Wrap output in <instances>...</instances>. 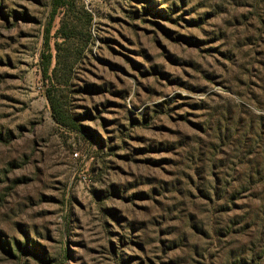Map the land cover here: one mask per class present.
Masks as SVG:
<instances>
[{
    "label": "rangeland",
    "instance_id": "1",
    "mask_svg": "<svg viewBox=\"0 0 264 264\" xmlns=\"http://www.w3.org/2000/svg\"><path fill=\"white\" fill-rule=\"evenodd\" d=\"M0 264H264V0H0Z\"/></svg>",
    "mask_w": 264,
    "mask_h": 264
},
{
    "label": "trees",
    "instance_id": "2",
    "mask_svg": "<svg viewBox=\"0 0 264 264\" xmlns=\"http://www.w3.org/2000/svg\"><path fill=\"white\" fill-rule=\"evenodd\" d=\"M60 7H63L65 9V14H72L73 19L76 20L75 23H70L71 26L69 29L67 28V24H62L60 28L56 31V34L60 37H62L64 40L70 39L71 37L75 38L78 36L77 28L87 29L89 28L91 21H92V15L90 12L84 9V6L81 5L79 8H75V5L71 3L68 5L67 3L62 4ZM77 9V11H76ZM64 14V15H65ZM69 24V25H70ZM84 36V34H83ZM88 35L85 34V37ZM49 63L44 65L43 67V73L48 79L54 83V86L57 88H53L51 90H48L47 94V101L49 103V107L51 110V116L56 124L59 126H62L64 128H70L74 129L76 128L74 126L75 119L70 114L67 108V100L62 96V93L65 91L67 82L66 79H64V75L60 78L57 77V68L54 67L51 72H49ZM60 86V88H59ZM65 87V88H64ZM257 175V173H255ZM253 177V176H251Z\"/></svg>",
    "mask_w": 264,
    "mask_h": 264
},
{
    "label": "built area",
    "instance_id": "3",
    "mask_svg": "<svg viewBox=\"0 0 264 264\" xmlns=\"http://www.w3.org/2000/svg\"><path fill=\"white\" fill-rule=\"evenodd\" d=\"M86 6H87V4H86ZM87 10H88V8H86ZM89 12H90V10H88ZM91 13V12H90Z\"/></svg>",
    "mask_w": 264,
    "mask_h": 264
}]
</instances>
